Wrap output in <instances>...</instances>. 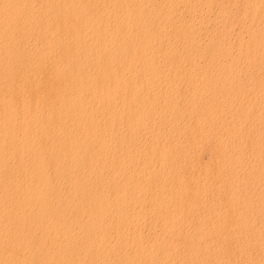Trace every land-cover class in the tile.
Wrapping results in <instances>:
<instances>
[{
	"label": "bare ground",
	"instance_id": "bare-ground-1",
	"mask_svg": "<svg viewBox=\"0 0 264 264\" xmlns=\"http://www.w3.org/2000/svg\"><path fill=\"white\" fill-rule=\"evenodd\" d=\"M221 5L0 0V264H264V0Z\"/></svg>",
	"mask_w": 264,
	"mask_h": 264
},
{
	"label": "rangeland",
	"instance_id": "rangeland-1",
	"mask_svg": "<svg viewBox=\"0 0 264 264\" xmlns=\"http://www.w3.org/2000/svg\"><path fill=\"white\" fill-rule=\"evenodd\" d=\"M218 1H220V2L223 3V5H221L223 8H226V9L230 10L231 12H235V14H236V8L231 5V0H218ZM211 5H212V9L208 13V15H209V17L211 19H215L216 15H215V6H214V3H211ZM206 23H207L206 20H204L202 24L205 25ZM195 25H196V27H199L200 24H199V22H195ZM202 39L204 41H207L209 39V36L205 37L203 35L202 36ZM201 46H204V45L201 44ZM232 53H233V55L235 54V50L234 49H232Z\"/></svg>",
	"mask_w": 264,
	"mask_h": 264
}]
</instances>
